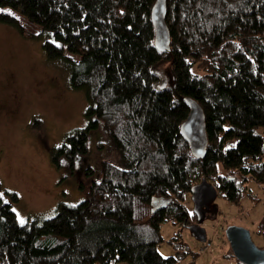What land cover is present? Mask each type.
<instances>
[{
    "label": "trees",
    "instance_id": "trees-1",
    "mask_svg": "<svg viewBox=\"0 0 264 264\" xmlns=\"http://www.w3.org/2000/svg\"><path fill=\"white\" fill-rule=\"evenodd\" d=\"M165 1L169 53L154 44L156 0H0L40 29L46 59L67 61L90 105L87 127L51 150L52 164L73 171L99 126L118 159H101L84 200L40 223L20 225L0 199V264H180L181 254L158 253L160 226L197 224L185 206L193 186L205 179L235 205L250 183L264 188V0ZM0 24L24 32L3 12ZM184 98L205 116L202 160L180 133ZM156 200L169 202L152 208Z\"/></svg>",
    "mask_w": 264,
    "mask_h": 264
},
{
    "label": "rangeland",
    "instance_id": "rangeland-1",
    "mask_svg": "<svg viewBox=\"0 0 264 264\" xmlns=\"http://www.w3.org/2000/svg\"><path fill=\"white\" fill-rule=\"evenodd\" d=\"M0 12L15 17L24 31L21 34L0 24L1 193L20 225L21 220L23 225L40 223L52 218L60 204L76 206L84 200L90 184L101 177V159L116 165L118 159L112 141L99 126L90 133L87 153L78 159L73 171L65 159L58 167L52 164L51 150L62 146L76 130L87 127L85 115L90 105L82 91L71 87L67 61L46 59L44 41L37 39L40 29L13 11ZM66 59L78 60L68 54ZM166 69H158L162 87L168 84ZM248 189L250 196L243 197L239 205L217 193L201 225L206 242L212 245L204 255L199 253L204 243L187 227L171 223L160 226L163 242L158 253L162 257L181 254L180 264H240L225 238L230 226L248 230L253 243L264 249V188L252 182ZM11 194L18 197L17 203L10 202ZM185 206L192 214L190 196Z\"/></svg>",
    "mask_w": 264,
    "mask_h": 264
},
{
    "label": "water",
    "instance_id": "water-1",
    "mask_svg": "<svg viewBox=\"0 0 264 264\" xmlns=\"http://www.w3.org/2000/svg\"><path fill=\"white\" fill-rule=\"evenodd\" d=\"M166 1L156 0L151 10V22L154 28V44L162 53H169L170 36L165 24ZM189 113L180 126V133L189 146L191 155L202 160L206 156L207 137L205 131V116L203 110L196 101L184 98ZM216 188L205 179L193 186L190 190V198L193 204V214L197 224L187 226L188 230L200 243L206 242V232L201 226L209 211L210 205L217 198ZM168 200H156L152 202V208H163ZM225 238L230 250L240 264H264V249L258 248L251 239L248 230L230 226L225 230Z\"/></svg>",
    "mask_w": 264,
    "mask_h": 264
},
{
    "label": "built area",
    "instance_id": "built-area-1",
    "mask_svg": "<svg viewBox=\"0 0 264 264\" xmlns=\"http://www.w3.org/2000/svg\"><path fill=\"white\" fill-rule=\"evenodd\" d=\"M204 244H205L204 247H202V248L199 250V253H200L201 255H204L209 249L212 248V245H211L210 242H205Z\"/></svg>",
    "mask_w": 264,
    "mask_h": 264
},
{
    "label": "snow or ice",
    "instance_id": "snow-or-ice-1",
    "mask_svg": "<svg viewBox=\"0 0 264 264\" xmlns=\"http://www.w3.org/2000/svg\"><path fill=\"white\" fill-rule=\"evenodd\" d=\"M0 199H3V194H2V193H0ZM4 202H5V203H7V201H6V200H5ZM20 223L23 225L24 221H23V220H21V221H20Z\"/></svg>",
    "mask_w": 264,
    "mask_h": 264
}]
</instances>
